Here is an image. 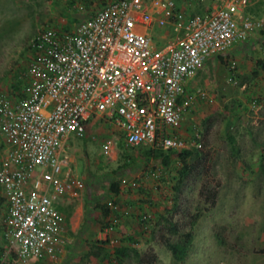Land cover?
<instances>
[{
	"label": "built area",
	"instance_id": "obj_1",
	"mask_svg": "<svg viewBox=\"0 0 264 264\" xmlns=\"http://www.w3.org/2000/svg\"><path fill=\"white\" fill-rule=\"evenodd\" d=\"M86 2L67 11L84 18L37 30L25 67L0 89V264H61L71 249L62 208L84 183L67 168L69 136L82 137L96 120L116 136L102 141L105 157L115 143L189 150L179 129L195 99L193 79L208 60L222 57L236 84L231 52L262 28L245 15L247 0H214L209 12L193 17L172 0H111L91 12ZM143 181L139 174L127 187L136 190ZM149 219L141 215L140 225Z\"/></svg>",
	"mask_w": 264,
	"mask_h": 264
},
{
	"label": "rangeland",
	"instance_id": "obj_2",
	"mask_svg": "<svg viewBox=\"0 0 264 264\" xmlns=\"http://www.w3.org/2000/svg\"><path fill=\"white\" fill-rule=\"evenodd\" d=\"M78 2L0 0V89L7 90L25 67L28 45L42 25L60 23L61 18L69 24L70 19L87 16L67 12ZM212 3L191 2L181 11L186 17L197 16L209 12ZM86 4L87 11L96 9L92 2ZM245 15L261 20L262 28L255 32L259 41L249 42L241 59L234 57L236 84L228 81L226 65L218 58L215 66L207 61L193 79L195 99L179 133L199 156L186 158V175L179 176L177 155L163 166L144 155L145 147L124 149L115 143L110 157L103 156L102 141L116 136L96 120L88 122L82 137H68L67 168L82 180L84 189L66 211L72 247L61 264H264V65L256 62L264 53V0H247ZM165 32L171 33L168 28ZM139 174L144 175L142 185L129 190L128 183ZM111 183H118L116 194ZM108 203L116 206L115 212ZM123 205L129 206L122 209ZM100 207L107 208L106 217ZM3 214L0 200V247ZM144 214L150 219L142 227L139 219ZM195 214L200 218L186 255L174 261L165 243L178 242Z\"/></svg>",
	"mask_w": 264,
	"mask_h": 264
},
{
	"label": "trees",
	"instance_id": "obj_3",
	"mask_svg": "<svg viewBox=\"0 0 264 264\" xmlns=\"http://www.w3.org/2000/svg\"><path fill=\"white\" fill-rule=\"evenodd\" d=\"M228 140L230 142V144H233V139L228 136ZM177 155L180 164H181V171L179 172V176H184L186 175L189 171H190V167L189 165H187L186 163V158L190 157V156H194V157H198L199 153L198 151L194 150V149H190V150H184V151H180V152H173V151H167V152H162V151H154V150H147L144 152V155L146 157H150L153 159H159L160 163L163 166H167L169 164V160L171 155ZM117 186L118 183H111L110 185V190L112 193L116 194L117 193ZM100 209L102 210V215L103 217H106L108 214L107 208L106 207H100ZM200 218L199 214H195L193 215L189 222H188V231L186 233H183L178 242L176 243H165V247L166 249L170 252L171 257L174 261H181L185 255H186V251L187 248L191 242V231L193 229V227L195 226L197 220ZM169 226V231L173 234L176 235L177 234V230L175 229V227L168 222L167 223ZM214 239L216 240V242L220 245H224V241L223 239L217 234L214 233L213 234ZM97 245H103L104 243H96ZM122 251H120L122 254L125 251V249H121ZM135 256H137L136 253H134Z\"/></svg>",
	"mask_w": 264,
	"mask_h": 264
},
{
	"label": "crops",
	"instance_id": "obj_4",
	"mask_svg": "<svg viewBox=\"0 0 264 264\" xmlns=\"http://www.w3.org/2000/svg\"><path fill=\"white\" fill-rule=\"evenodd\" d=\"M87 1H89V2H92V5H93V8H98V7H100L101 5H103V4H105V3H107L108 1H111V0H87ZM173 2H174V5H175V8L178 10L179 9V11L182 13V14H184V15H186L187 13H184L183 11L184 10H188L187 9V7H186V5L188 4V3H198V2H202L203 0H172ZM87 3V2H86ZM213 6H214V3H212L211 4V7H210V10H211V8H213ZM88 8H91V7H88ZM68 10H70V9H68ZM91 10H93V9H91ZM181 10H183V11H181ZM89 12H91V11H89ZM256 33H254L253 35H251L250 37H249V39H248V42H247V44L249 43V42H253V41H256V42H258L259 41V39L257 38V36L255 35ZM264 34V33H263ZM246 44V45H247ZM246 45L244 46V47H242L241 49H234L233 50V52L231 53L232 54V58L234 59V57L236 58V60H239V59H241V57L245 54V52L247 51V49H245L246 48ZM255 47V46H254ZM254 47L252 48V51H254L255 49H254ZM258 54V53H257ZM258 57V59H256V60H261V61H256V62H258L259 64H261V62H262V64L264 65V53H262V54H258L257 55ZM216 58H218V59H216L217 61H218V63L219 64H223L222 62V60H223V58L222 57H216ZM215 59H213L212 58V61L210 62V60H208L209 61V63L212 65V66H215V61H216ZM11 86V85H10ZM181 133V132H180ZM182 134V133H181ZM71 206H73V205H70V206H68V207H64V208H62V212H63V217H64V220H65V222L66 223H68V226H69V232H70V224H71V217H68V213L69 212H66ZM124 207H122V209H124L125 208V206H129V205H123ZM131 209V207H128V209ZM134 207L132 206V209H133ZM74 209H76L75 207L73 208V211H74ZM127 209V210H128ZM122 213H125L126 214V212H122ZM72 215H73V212H72ZM120 218H122L121 220H120V222H121V224L122 223H124V220H123V217H120ZM130 239V237H128V240ZM107 243H108V241H107ZM49 262L48 261H31L29 264H48Z\"/></svg>",
	"mask_w": 264,
	"mask_h": 264
}]
</instances>
